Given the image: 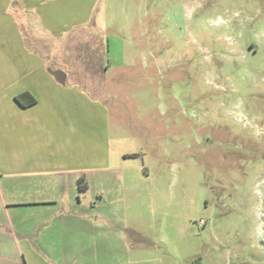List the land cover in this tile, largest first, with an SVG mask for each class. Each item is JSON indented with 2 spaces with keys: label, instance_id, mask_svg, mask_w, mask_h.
<instances>
[{
  "label": "rangeland",
  "instance_id": "374dc122",
  "mask_svg": "<svg viewBox=\"0 0 264 264\" xmlns=\"http://www.w3.org/2000/svg\"><path fill=\"white\" fill-rule=\"evenodd\" d=\"M75 1L54 32L13 10L17 52L0 34L1 58L75 93L74 139L55 148L72 165L41 195L65 211L21 206L0 157V264H264V0ZM0 128V155L19 150Z\"/></svg>",
  "mask_w": 264,
  "mask_h": 264
},
{
  "label": "crops",
  "instance_id": "0c3cea01",
  "mask_svg": "<svg viewBox=\"0 0 264 264\" xmlns=\"http://www.w3.org/2000/svg\"><path fill=\"white\" fill-rule=\"evenodd\" d=\"M95 1L84 0V3H87L85 11H91L92 7L95 6L93 5ZM67 3L68 0H0V15L4 19L6 16L5 20L0 16V31L2 30L0 34L16 36L12 52H17L20 47L26 46V44L22 38L23 31L11 20L10 16H12L13 10L18 8L22 10L31 9L38 14L40 19L46 20L49 26H52L51 32H54L56 31L53 27L54 21L67 15L64 13V6ZM72 15L73 17L76 16L75 18L88 17L85 12H74ZM3 21L4 26H2ZM6 40L4 39L0 43V47L3 48L0 51L9 54L12 45ZM41 64L40 61L27 62L26 60L22 61V59L12 60L0 57V68L2 69V73H0V112L4 113L3 119L0 118V125L2 123L5 125L7 135L10 138H16L22 143L19 150L4 152V155H0V157L9 164L7 172L19 176V186L25 197L23 202L20 201L21 206L30 210L35 208L58 209L61 207L65 211L64 205L51 201V199H43L41 195L44 193L51 194L52 183L44 182V174L53 171L67 172L72 165L71 157L68 155L61 157L59 150L55 148L62 134H65L66 131L69 143L71 138L74 139L75 135L69 137V134H74L75 127L72 111L70 108L66 109V99L75 93L71 92V86L66 81L57 78L56 75L53 79L46 76L45 63ZM17 65L20 69L13 71L12 68L17 67ZM47 85L50 87V91ZM53 91H55L54 94ZM26 92L36 98L37 102L35 105L23 108L16 102L15 97ZM63 95H66L64 100H62ZM1 128L4 130L3 126ZM40 136L45 139L43 142L38 141ZM62 143L67 145L66 141H62ZM78 164L81 165L82 163ZM73 173L79 178L69 175V185H74V189H77L78 180L85 178L90 189V182L93 177L88 176V172L80 176L76 170H73ZM2 175L3 177L7 176L6 173H1L0 177Z\"/></svg>",
  "mask_w": 264,
  "mask_h": 264
},
{
  "label": "trees",
  "instance_id": "16d2710c",
  "mask_svg": "<svg viewBox=\"0 0 264 264\" xmlns=\"http://www.w3.org/2000/svg\"><path fill=\"white\" fill-rule=\"evenodd\" d=\"M16 102L23 108H28L35 105L37 100L30 93L26 92L19 94L15 97ZM78 189L80 193H85L89 189V185L85 178H80L78 180Z\"/></svg>",
  "mask_w": 264,
  "mask_h": 264
}]
</instances>
